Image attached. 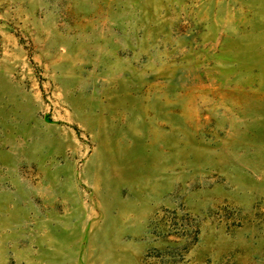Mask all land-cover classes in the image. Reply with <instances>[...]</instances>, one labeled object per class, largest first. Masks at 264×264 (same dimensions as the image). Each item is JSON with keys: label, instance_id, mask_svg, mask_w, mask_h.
Wrapping results in <instances>:
<instances>
[{"label": "rangeland", "instance_id": "rangeland-1", "mask_svg": "<svg viewBox=\"0 0 264 264\" xmlns=\"http://www.w3.org/2000/svg\"><path fill=\"white\" fill-rule=\"evenodd\" d=\"M0 264H264V0H0Z\"/></svg>", "mask_w": 264, "mask_h": 264}]
</instances>
